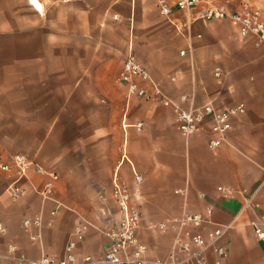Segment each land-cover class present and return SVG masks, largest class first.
<instances>
[{"label":"crops","instance_id":"obj_1","mask_svg":"<svg viewBox=\"0 0 264 264\" xmlns=\"http://www.w3.org/2000/svg\"><path fill=\"white\" fill-rule=\"evenodd\" d=\"M208 1L194 7L196 14ZM237 1L209 5L231 10L248 2ZM181 10L169 15L179 30L187 25L176 15ZM147 15L143 0H0V153L10 158L22 152L56 170L55 196L66 204L51 216L57 203L42 200L46 176L35 168L21 180L27 193L13 199L7 186L16 170L0 169V221L6 226L0 232V264H14L6 256L9 242L31 257L62 254L78 213L91 222L79 251L100 259L108 244L104 231L120 217L114 178L130 188L133 205L144 214L139 236L151 240L150 257H166L173 236L148 228V220L211 205V217L230 224L223 264H264V240L251 222L264 212V43L243 36L228 19L233 26L219 34L220 44L164 39L155 45H166V53L148 45L143 54L140 33L157 28ZM130 31L138 58L174 99L187 91L196 104H246L222 145L209 144L210 117L185 136L170 106L128 94L119 76L122 64L114 68L111 51L127 50ZM236 33L240 39H229ZM202 62L212 64L210 74H202ZM216 65L225 70L221 79L214 75ZM250 196L260 202L259 209L247 203ZM39 212L42 243L31 238L38 227L23 223Z\"/></svg>","mask_w":264,"mask_h":264},{"label":"built area","instance_id":"obj_2","mask_svg":"<svg viewBox=\"0 0 264 264\" xmlns=\"http://www.w3.org/2000/svg\"><path fill=\"white\" fill-rule=\"evenodd\" d=\"M155 1L162 14L170 15L174 8H194L201 0H175L174 3L169 0ZM197 16L203 19L229 18L239 26L243 36L254 35L257 45L264 43L262 11L249 2H243L231 10L225 6L208 5L201 8ZM185 52V49L181 50V54ZM224 73L225 70L221 65L214 67V75L217 78L221 79ZM119 76L131 96H139L170 106L175 113L178 127L185 136L194 134L206 118L210 117L213 136L209 144L212 148H217L224 143L228 131L232 128L234 117L247 110L244 102L224 107H217L212 102L196 104L194 94L187 91L181 93L179 99H174L152 76L148 66L132 49L122 62ZM172 78L175 79L176 76ZM142 125V121L137 123L139 128ZM12 167L16 170V177L8 184L7 191L13 199L20 198L27 193L21 180L28 175L30 169L35 168L46 176L43 186L39 189L42 200L44 202L53 200L57 203V206L51 209V216L57 213L58 206L66 205L55 196L56 183L60 178L56 170L44 167L22 152L13 153L10 158H5L0 153V169L10 170ZM135 173L137 182H140L142 175L137 173L136 169ZM179 192L185 194L186 190L180 188ZM113 195L120 217L114 225L104 231L108 237V244L100 259L89 252L80 253L79 251V242L91 225V222L80 213L75 221L72 236L67 241L62 254L43 252L37 257H31L17 243L9 242L6 256L14 264H97L98 262L109 264H223L227 259L229 255L227 236L230 224L215 221L211 217L213 212L211 205L204 210H183L158 220H148L146 223L148 228L163 234L172 233L173 236L166 257H150L147 243L139 236V230L144 223V214L138 206L133 205V192L127 185L114 178ZM199 195L204 197L205 193L200 192ZM247 203L255 209L261 207L260 202L253 200L251 196L247 197ZM52 222V218L47 221L48 224ZM251 222L257 237L264 240V212H259ZM23 223L27 229L33 225L38 227L36 233H31V238L42 243L43 213L39 212L33 217L27 216ZM5 231L6 226L0 221V232Z\"/></svg>","mask_w":264,"mask_h":264},{"label":"rangeland","instance_id":"obj_3","mask_svg":"<svg viewBox=\"0 0 264 264\" xmlns=\"http://www.w3.org/2000/svg\"><path fill=\"white\" fill-rule=\"evenodd\" d=\"M204 2V0H201ZM208 1V0H207ZM219 0H210V2H206V4L215 3ZM227 1V0H226ZM237 1V0H236ZM241 1H248L251 2L253 5L259 7L264 13V0H238L236 3L239 4ZM143 7L146 12H148L149 15H147V19L149 20L148 24L156 25V30H143L142 33H140L141 37L139 39L142 42L141 48L143 54L147 52V46L148 45H155L157 41H162L164 39L175 41L177 39L182 40H188V41H194L197 45H208V44H214L218 42L221 43V38L219 37L222 30H227L228 27L233 26L232 23L229 21V18L224 19H208L204 20L202 18H199L196 14L197 8H190V9H182L180 12H178L176 15L180 20H186L187 25L186 27L182 29H178L176 26L177 22H172L169 15L162 14L157 6V3L155 0H143ZM236 8V7H235ZM117 19V17H115ZM229 19V20H228ZM130 39L128 43L127 50L119 49H112L111 55H112V65L116 70H119L123 59L125 58L127 52L132 49L134 52L137 51V41L135 39V32L133 33L130 31ZM241 35L236 33L233 36H230L229 39H240ZM225 43V42H222ZM168 47L166 45L164 46H157L155 45L153 49H157L160 52L166 53ZM186 48V47H185ZM140 51V52H141ZM137 53V52H135ZM139 56L141 57V54L138 51ZM149 68V67H148ZM202 74H210L212 71V64L208 62H202L201 66L199 67ZM227 69V68H226ZM150 70V69H149ZM217 80V79H216ZM112 188V185H111ZM111 207H113V204L111 203ZM145 241V240H144ZM146 242V241H145ZM148 245V250L151 248L152 242L151 240L146 242Z\"/></svg>","mask_w":264,"mask_h":264},{"label":"bare ground","instance_id":"obj_4","mask_svg":"<svg viewBox=\"0 0 264 264\" xmlns=\"http://www.w3.org/2000/svg\"><path fill=\"white\" fill-rule=\"evenodd\" d=\"M35 2V0H33Z\"/></svg>","mask_w":264,"mask_h":264}]
</instances>
